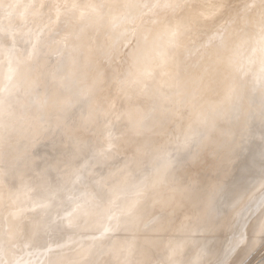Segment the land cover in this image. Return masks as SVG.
Returning a JSON list of instances; mask_svg holds the SVG:
<instances>
[{"label": "rangeland", "instance_id": "374dc122", "mask_svg": "<svg viewBox=\"0 0 264 264\" xmlns=\"http://www.w3.org/2000/svg\"><path fill=\"white\" fill-rule=\"evenodd\" d=\"M0 48V264L264 263V0H0Z\"/></svg>", "mask_w": 264, "mask_h": 264}, {"label": "bare ground", "instance_id": "6f19581e", "mask_svg": "<svg viewBox=\"0 0 264 264\" xmlns=\"http://www.w3.org/2000/svg\"><path fill=\"white\" fill-rule=\"evenodd\" d=\"M225 5H226V4H225ZM257 5H258V3H257ZM260 37H261V36H260ZM0 49H1V48H0ZM3 50H4V49H3ZM0 51H1V50H0ZM4 52H5V51H4ZM0 57H1V56H0ZM2 59H3V57H2ZM261 61H262V60H261ZM263 62H264V61H263ZM256 64H258V63H256ZM254 66H255V65H254ZM262 66H263V65H262ZM256 67H257V66H256ZM257 68H258V67H257ZM260 68H261V67H260ZM260 68H259V69H260ZM254 72H255V71H254ZM4 73H5V72H4ZM4 73H3V74H4ZM76 74H77V73H76ZM72 78H73V77H72ZM73 79H74V78H73ZM6 92H7V91H6ZM5 95H6V93H5ZM6 97H7V95H6ZM248 99H250V98H248ZM247 103H248V101H247ZM249 105L251 106V104H249ZM247 106H248V105H247ZM0 110H1V109H0ZM260 113H261V112H260ZM259 116H261V115H259ZM261 117H262V116H261ZM257 122H258V121H257ZM261 135H262V134H261ZM217 141H218V140H217ZM212 143H213V142H212ZM216 143H217V142H216ZM232 143H233V142H232ZM214 145H215V144H214ZM215 147H217V146H215ZM218 147H219V146H218ZM230 148H231V147H230ZM233 148H236V147L234 146ZM227 150H228V149H227ZM182 154H183V153H182ZM230 155H231V153H230ZM256 155H257V154H256ZM253 156H254V155H253ZM254 158H255V157H254ZM260 163H261V162H260ZM163 165H164V164H163ZM163 168H164V166H163ZM262 168H263V167H262ZM161 169H162V168H161ZM259 169H260V168H259ZM157 171H158V170H157ZM159 171H160V168H159ZM158 173H159V172H158ZM160 173H161V172H160ZM154 174H155V172H154ZM156 174H157V173H156ZM263 175H264V174H263ZM157 176H159V175L157 174ZM154 177H156V176H154ZM153 179H154V178H153ZM154 180L156 181V178H155ZM152 181H153V180H152ZM255 181H256V180H255ZM153 183H154V181H153ZM247 183H248V182H247ZM149 184H150V183H149ZM230 185H231V184H230ZM110 186H111V185H110ZM112 186H113V185H112ZM148 186H149V185H148ZM209 186H210V185H209ZM199 187H200V186H199ZM227 187H228V186H227ZM202 188H203V186H202ZM229 188H230V187H229ZM232 188H233V187H232ZM232 188H231V189H232ZM198 189H200V188H198ZM210 190H211V189H210ZM210 190H209V191H210ZM229 190H230V189H229ZM195 191H196V190H195ZM197 191H198V190H197ZM201 191H202V189H201ZM203 191H204V190H203ZM207 191H208V190H207ZM199 192H200V191H199ZM154 193H155V192H154ZM160 193H161V192H160ZM195 193H196V192H195ZM211 193H212V192H211ZM192 194H193V193H192ZM202 194H203V193H202ZM152 195H153V194H152ZM135 197H136V196H135ZM135 197H134V198H135ZM212 197H213V196H212ZM212 197H211V198H212ZM152 198H153V197H152ZM125 199H126V198H125ZM128 199H129V198H128ZM135 199H136V198H135ZM129 200H130V199H129ZM136 201H137V200H136ZM136 201H133V202L135 203ZM207 203H208V201H207ZM221 203H223V202L221 201ZM156 204H157V203H156ZM117 205H118V204H117ZM119 205H120V203H119ZM126 205H127V204H126ZM131 206H133V205H131ZM114 207L116 208L117 206H114ZM139 207H140V206H139ZM206 207H207V206H206ZM212 207H213V206H212ZM120 208H121V207H119V209H120ZM122 208H124V207H122ZM126 208H127V207H126ZM135 208H136V207H135ZM208 208H209V207H208ZM210 208H211V207H210ZM214 208H215V207H214ZM129 209H130V208H129ZM129 209H128V210H129ZM139 209H140V208H139ZM216 209H217V208H216ZM116 210H117V209H116ZM120 210H121V209H120ZM146 210H147V209H146ZM208 210H209V209H208ZM118 211H119V210H118ZM118 211H117V212H118ZM136 211L138 212V210H136ZM136 211H135V212H136ZM141 211H142V210H141ZM141 211H140V212H141ZM13 212H14V211H13ZM105 212H107V211H105ZM114 212H115V211H114ZM126 212H127V210H126ZM132 212H133V210H132ZM132 212H131V214H132ZM15 213H16V212H15ZM123 213H125V212H123ZM123 213H122V214H123ZM127 213H128V212H127ZM127 213H126V214H127ZM108 214H109V213H108ZM118 214H120V213H118ZM134 214H135V213H134ZM17 215H18V214H17ZM106 215H107V214H106ZM113 215H114V214H113ZM123 215H124V214H123ZM139 215H140V214H139ZM141 215H142V214H141ZM14 216H16V215H14ZM110 216H111V214H110ZM128 216H129V215H128ZM133 216H134V215H133ZM111 217H112V216H111ZM134 217H135V216H134ZM100 219H101V218H100ZM100 219H99V220H100ZM102 219H103V216H102ZM114 219H115V218H114ZM116 219H117V218H116ZM122 219H124V218H122ZM131 219H132V218H131ZM133 219H134V218H133ZM118 220H119V219H118ZM124 220H125V219H124ZM128 220H129V219H128ZM200 220H201V219H200ZM119 221H120V220H119ZM138 221H139V220H138ZM110 222H111V221H110ZM98 223H99V222H98ZM108 223H109V222H108ZM113 223H114V222H113ZM118 223H119V222H118ZM123 223H124V222H123ZM128 223H129V222H128ZM131 223H132V222H131ZM125 224H126V223H124V225H125ZM129 224H130V223H129ZM110 226H111V225H110ZM125 226H126V225H125ZM125 226H124V227H125ZM127 226H128V225H127ZM16 227H17V226H16ZM18 227H19V226H18ZM113 227H114V226H113ZM124 227H123V228H124ZM121 228H122V227H121ZM121 228H120V229H121ZM132 228H133V227H132ZM16 229H17V228H16ZM183 238H184V237H183ZM185 238H186V237H185ZM184 240H185V239H184ZM67 241H68V240H67ZM117 242H118V241H117ZM119 242H121V241L119 240ZM124 242H125V241H124ZM126 242H127V241H126ZM115 244H116V242H115ZM119 244H120V243H119ZM127 244H129V243H127ZM130 244H131V243H130ZM136 244H137V243H136ZM254 244H255V243H254ZM105 245H106V244H105ZM120 245H121V244H120ZM107 246H109V245H107ZM107 246H106V247H107ZM130 246H131V245H130ZM136 246H137L138 249H139V246H138V245H136ZM186 246H187V245H186ZM112 247H113V245H112ZM117 247H119V246H117ZM137 247H135V248H136V250L138 251ZM109 248H110V247H109ZM115 248H116V247H115ZM133 248H134V247H133ZM133 248H132V249H133ZM163 248H164V247H163ZM169 248H170V246H169ZM103 249H104V248H103ZM113 249H114V248H113ZM116 249H117V248H116ZM172 249H173V246H172ZM61 250H62V249H61ZM80 250H81V249H80ZM85 250H86V249H85ZM119 250H120V249H119ZM128 250H129V248H128ZM130 250H131V248H130ZM136 250H135V251H136ZM176 250H177V249H176ZM184 250H185V249H184ZM116 251H117V250H116ZM132 251H133V250H132ZM141 251H142V250H141ZM141 251H139V252H140V255H141ZM170 251H172V250H170ZM179 251H180V248H179ZM58 252H59V251H58ZM60 252H61V251H60ZM88 252L90 253V251H88ZM112 252H113V251H112ZM112 252H111V253H112ZM129 252H131V251H129ZM143 252H144V251H143ZM172 252H174V251H172ZM176 252H177V251H176ZM183 252H184V251H183ZM55 253H56V252H55ZM55 253H54V254H55ZM62 253H64V252H61V254H62ZM136 253H137V255H138V252H136ZM136 253L134 252V254H136ZM145 253H146V251H145ZM145 253H144V254H145ZM56 254H57V253H56ZM120 254H121V253H120ZM130 254H131V253H130ZM170 254H171V253H170ZM58 255H59V254H58ZM82 255H83V254H82ZM86 255H87V254H86ZM86 255H85V256H86ZM99 255H100V254H99ZM110 255H111V254H110ZM113 255H114V254H113ZM137 255H136V256H137ZM164 255H165V253H164ZM52 256L54 257L55 255H52ZM61 256H62V255H61ZM64 256H65V255H64ZM64 256H63V257H64ZM114 256H117V255H114ZM146 256H147V255H146ZM169 256H170V255H169ZM169 256H168V257H169ZM57 257H58V256H57ZM69 257H70V256H69ZM72 257H73V256H72ZM77 257H78V256H77ZM99 257H100V256H99ZM138 257H139V255H138ZM141 257H142V256H141ZM195 257H196V256H195ZM54 258H55V257H54ZM54 258H52V259H54ZM111 258H113V257H111ZM111 258H110V259H111ZM124 258H125V257H124ZM128 258H129V257H128ZM130 258H131V257H130ZM139 258H140V257H139ZM142 258H143V257H142ZM163 258H164V257H163ZM196 258H197V257H196ZM55 259H56V258H55ZM67 259H69V258H67ZM71 259H72V258H71ZM119 259H120V258H119ZM121 259H122V258H121ZM144 259H145V258H144ZM160 259H161V258H160ZM176 259H177V258H176ZM61 260H63V259L61 258ZM131 260H132V258H131ZM131 260L129 259V261H131ZM136 260H137V259H136ZM142 260H143V259H142ZM147 260H148V259H147ZM167 260H168V259H167ZM172 260H173V259H172ZM195 260H197V259H195ZM263 260H264V259H263ZM63 261H64V260H63ZM69 261H70V260H69ZM87 261L89 262V260H87ZM87 261H86V263H87ZM112 261H113V260H112ZM169 261H170V260H169ZM173 261H174V260H173ZM54 262H55V261H54ZM56 262H59V261L57 260ZM132 262H133V260H132ZM135 262H136V261H135ZM144 262H145V261H144ZM194 262H195V261H194ZM259 262H260V261H259ZM36 263H38V262H36ZM68 263H69V262H68ZM107 263H108V262H107ZM121 263H122V262H121ZM140 263H141V262H140ZM168 263H169V262H168ZM170 263H171V262H170ZM172 263H173V262H172ZM179 263H180V262H179ZM42 264H43V263H42ZM48 264H49V263H48ZM54 264H55V263H54ZM113 264H114V262H113ZM115 264H116V263H115ZM124 264H125V263H124ZM129 264H131V263H129ZM134 264H135V263H134ZM141 264H142V263H141ZM145 264H146V263H145ZM186 264H187V263H186ZM263 264H264V263H263Z\"/></svg>", "mask_w": 264, "mask_h": 264}]
</instances>
